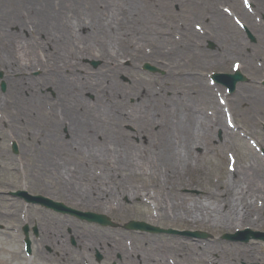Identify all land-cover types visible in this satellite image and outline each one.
<instances>
[{"label":"bare ground","instance_id":"bare-ground-1","mask_svg":"<svg viewBox=\"0 0 264 264\" xmlns=\"http://www.w3.org/2000/svg\"><path fill=\"white\" fill-rule=\"evenodd\" d=\"M131 1V7L126 11L136 17L144 16L140 6L150 0ZM159 1L166 8L174 9L177 5L178 8H185L193 0ZM213 1L201 0L207 11L202 12L206 19ZM223 1L237 12H242L238 0ZM253 2L256 11L264 15V0ZM91 3L97 4L94 1ZM156 3L159 4L158 1ZM11 6L22 8L31 15L27 19L34 22L37 35L43 36L42 48L45 51L49 49V64L46 67L50 77L45 80L44 87L51 88L55 99L61 101L54 112H43L44 98L48 95L42 96L32 90L29 77H23L40 59L34 54L33 47L23 39L22 23L26 19L20 17L18 12L16 15L19 16L14 19L8 17L7 11ZM126 11L124 13L128 16ZM105 12V9L102 11L97 7L84 9L82 0H67L66 3L60 0L53 4H48L46 0L0 1V30H5L10 23L11 27L19 28L17 34L10 33L6 36L8 46L2 50L4 56H0L2 80L7 91L14 90L19 104L25 107L29 118L43 120V125L36 120L26 121L31 126L32 133L39 132L38 124L43 126L42 130L46 134L51 136L53 132L54 150L67 153L66 158L73 164L65 167L62 162L61 166L54 169L59 185L33 183L31 180L32 190L45 191L47 195L50 193L62 198L67 204L85 206L86 209L102 202V206L97 204L100 212L113 210L118 215L127 214L128 207L122 201L134 202L137 199L150 207L154 217L159 215L165 221L174 225L180 224L187 229L206 226L221 232L246 226H250V229L264 228V220L260 216L264 212V204L257 208L251 202L255 197L264 199V167H259L257 161L249 159L247 155L231 152L237 148L233 143L237 128L234 125L231 129L225 116V113L231 114L234 122V115L246 113L245 108L240 109V103L248 101L250 108L261 112L263 117L260 118L264 121V93L256 85L259 70L253 67L250 57L241 52L239 46L241 43L245 44L241 36L229 26L225 16L219 14L218 17L211 13V40L219 47L220 54L227 51L229 54H239L243 70L251 81L237 87L235 94L238 101L235 103L224 106L220 102V94L212 92L208 87H202L200 81H195V90H176L169 96L153 89L142 90L136 94L105 92L96 99L95 106L91 107L83 98L88 91L76 88V84L71 81V74L82 69L77 68L73 60L79 56L99 59L104 63L107 60L112 61V56L117 58L126 53L127 45L124 40L116 43L118 38L109 35L113 30L112 17L108 11L107 14ZM62 14L64 22L60 24L59 16L61 19ZM116 14L120 16L122 13L117 11ZM241 14L248 21L250 29L261 37L258 43L264 52V25H254L249 15L244 12ZM84 29H87L85 36L80 32ZM144 29L152 30L150 27ZM92 31L98 36L97 39L91 37ZM183 32L187 35L186 40L195 36L187 27H184ZM46 37L50 40H46ZM99 39H103L104 43L100 44ZM76 41H80L82 46L79 48L76 45L71 49L70 45ZM256 51L257 49H253V52ZM63 74L64 81L66 75V85L64 81L53 79L54 76L62 77ZM129 98L136 100L129 106L131 114L125 111V105L128 106L126 100ZM5 99L4 97L0 102ZM14 108L18 113L22 111L18 104ZM18 119L7 120L6 130L20 142L21 155L26 156L28 149L24 142H31V133H23ZM254 120L253 128L258 130L256 118ZM45 125L50 126V129ZM64 127L67 128L65 132L69 133L68 147L63 145L65 142L61 139V130ZM129 127L133 131L126 130ZM217 132L222 137L219 141L214 136ZM6 137L3 135L0 143L4 146L2 158L10 156L5 148ZM60 143L63 146L59 147ZM212 152L219 157L220 165L223 161L226 167L223 177L213 180L212 184L216 186L214 188L209 182H204L205 169L202 165ZM202 184L207 185L202 194L185 193V190ZM0 185L3 188L8 187L3 182ZM217 189L221 192H215ZM108 201L110 202L107 204ZM153 219L149 222L152 223ZM135 237L138 243L148 246L144 250L140 246L144 252L141 264H165L159 256L163 252L177 261L176 264H190L194 260L206 262L211 259L209 252L194 248L200 247L199 241H174L169 238L160 243L148 241L149 239L146 241L147 236ZM135 248L138 250L139 245H135ZM209 249L216 255V264H238L239 260L264 264V260L261 262L254 254L252 246L239 245V249L235 251L226 249L222 243L214 242ZM89 250L91 251L90 247ZM126 257L124 255L122 260H126Z\"/></svg>","mask_w":264,"mask_h":264},{"label":"rangeland","instance_id":"rangeland-1","mask_svg":"<svg viewBox=\"0 0 264 264\" xmlns=\"http://www.w3.org/2000/svg\"><path fill=\"white\" fill-rule=\"evenodd\" d=\"M58 1L60 2V0H46L48 4H53ZM63 1H65V3L67 2V0ZM92 1L97 4H92ZM157 1L159 4L156 3ZM131 3V0H82V6L84 9L97 7L102 11L105 9V14L109 12L110 17H112L111 28H113L111 34L109 35L114 38H118L116 43L120 42V40H124L127 45L125 47L126 53L120 57L118 56L117 58L112 56V61L107 60L103 63V61L99 59L80 58L79 56L73 60L74 63H72L75 64L77 68L81 67L82 69L81 71L78 70L79 72L77 71L71 74L70 78L71 81L76 84V88H84L88 91L87 93L85 92L86 94H84L83 97L88 106H95L96 99L100 95L105 94V92L109 93L110 91H119L125 94H136L142 90L153 89L169 96L176 90H195V81H200L202 87H208L212 92L221 94L222 98L224 100L226 99L228 104L238 101L236 99L237 93L232 97H229L225 94L221 87H212L209 85V74L230 73L232 72V64L234 63H239V71L249 80L245 84H248L249 82L251 83L249 75L243 70V63L241 58L238 56L239 54H229L228 51L220 54L219 47H217V44L211 40L210 37L213 31L210 24L211 13L214 16H218L220 14L228 19L229 26L232 27L242 39H244L243 41L245 44L241 43V47L239 46L241 52L247 54L250 57L249 61L252 62L253 67L259 70L256 83L264 79V52L262 47H259L258 43L261 37L256 35V33L250 29L248 21L241 14L246 10V14L249 15L252 23H259L257 21V19H259L261 24L264 25V17L256 11V5L253 0H247V3L243 8L245 10H242V12H237V10L233 9L230 4L223 0H214L209 6L211 7V11H208L209 17H207V19L204 18V14L202 13L203 11H206V8L201 4V0L190 1L186 4L187 7L185 8H178L179 5H177L174 9L170 7V9L166 8L159 0H150L149 3L155 4V6L149 3L141 5L142 14L144 15L142 17H136L126 11L129 7H131ZM238 5L242 9L243 4H241L239 0ZM248 7L253 8L254 14H250V11L247 10ZM117 11H121L122 14L119 16L116 14ZM124 11H126L128 16L124 13ZM16 12H18L20 17L23 16L26 19L22 23L21 32L24 41L33 47L34 54L40 59V62L34 64L28 74L24 72L25 75L23 77H29L32 90H35L42 96L48 95L47 98H44L42 107L43 112L46 110L54 112V110L58 107V104H61V101H59V99H55L56 96L54 97L51 93V88L44 87L45 80H49L50 77L47 71L48 68L46 67L49 64L47 61L49 49L45 51L42 48L43 45L41 42H43V36L39 34L37 35L34 22L27 19L28 16H31L30 14H27L22 8L17 9V7L11 6L7 11L8 17L14 19L16 16H19L16 15ZM62 17H64V14H62L61 19L59 16V20L61 22L60 24L64 22V18L62 19ZM242 24L250 33L252 32L251 34L254 40H249L246 37L245 32L241 29ZM6 27L7 28L5 30H0V56H4L2 50H5L8 46L6 36L10 33L17 34L19 30L18 27H11V23L9 27ZM149 27L152 28L151 31L144 29ZM184 27H187L190 31L194 32L195 36L186 40L185 37L187 35L183 32ZM86 31L87 29H84L80 32L83 36H85ZM91 37L95 39L98 38L93 31ZM46 40H50V38L46 37ZM262 42L264 44V33ZM99 43L103 44L104 40L99 39ZM76 45H79V48L82 46L80 41H76L74 44L70 45V48L73 49ZM253 49H257V51L253 52ZM145 63H148L152 67L156 68L158 70V74H151L143 71L142 65ZM160 65L161 67H159ZM0 71L3 72V70ZM15 76L13 77L16 78ZM55 78L63 82L64 74L62 77L54 76L53 79ZM64 84H67L66 75ZM13 91L11 92L10 90H6L5 92H2L0 89V100L4 97L6 98L5 101H3L4 103L0 102V129L2 130L1 125H6L7 120L18 119L17 117H19V126L25 133H31V142L29 140L24 142V145L28 149L26 156L21 155L20 149V153L18 155L9 153L10 156L7 158H2L1 150H3L4 146L0 145V161L2 162H0V182L16 183L18 184L17 186H19L23 183H30V181L33 180V183H44L53 186L59 185L60 183L57 182L56 172L54 169L61 166L62 162H64L65 167L72 166L73 164L66 158L67 153L54 150L53 132H51V136H48L47 134L40 135L34 132L32 133V128L27 126V120L40 121L42 125L44 122H42L43 120L41 119H35L32 117L29 118L27 116V110L23 105L21 106V104H19V101L16 98L17 95ZM261 92L263 91L261 90ZM22 95L26 96L25 93H22ZM126 102L128 106L125 105V111L128 114H131L129 106L134 104L136 100L134 98H129ZM17 104L19 108H22V111H20L21 113H18V110L14 108ZM239 107L240 109L245 108L246 113L241 114L239 112L241 115H234L233 124L236 125L238 131L241 132L242 129L245 130L246 128L248 137L256 139L258 142L257 145L264 150V121L260 118L261 116H259V111L255 112V109L250 108L248 101L243 104L240 103ZM248 107L250 109H248ZM58 115H60V112H58ZM255 118L258 126L257 134L253 130ZM41 124H38L40 125V129L43 127ZM49 127L50 126H47V128ZM65 130H67L65 127L61 130V139L65 142L63 145L68 147L69 133H66ZM126 130L130 132L133 131L131 127L126 128ZM238 134L235 135V141L233 142L237 148L236 150H231V152L236 151V153L240 155H247L249 159L257 161L259 167L263 168L264 158L262 157L261 152L259 150L251 149V144L240 138ZM214 136L218 141L222 138L221 134L218 132L214 134ZM13 139L14 137L10 136L8 140H5V148L6 146L9 147V142L14 141ZM63 145L61 143L58 144L59 147ZM207 160L205 159V161L202 162L205 169L204 182H209V185L214 188L216 186L212 184L213 180L223 177L224 173H226V167L223 161L222 165H220L221 161L214 152L209 153V159ZM93 168L98 169L97 167ZM205 187H207V185L202 184L194 189L187 190L201 194L203 188ZM215 192L218 193L221 191L217 189ZM256 198L262 199L261 197L253 198L251 200L253 204L255 203L254 199ZM109 202L110 201H108L107 204ZM122 202L126 207H128L126 215H118L115 212L105 215L109 216L110 219L112 218V221L120 224V233L124 235L123 239H128L134 243L135 237H133V233L127 232L123 227L130 220L143 221L145 223L152 224V226H158L160 229H173L177 231H184L187 229L183 228L180 224L174 225L173 223H169L159 215L153 219L154 216L151 209L146 204L137 201V199L134 202L129 200H124ZM97 204L102 206V202H98ZM97 204L94 205L98 206ZM87 211L102 213L98 212V208L92 210L89 209ZM151 219H153L152 223L149 222ZM193 230L202 231L209 235L208 239L199 240V242H201L200 247L198 246L199 248H194L197 251L204 249V252H209L208 256L211 259H207L206 262L194 260L190 264H216V255L209 249V246L213 245L214 242L224 244L226 249H232L229 248L230 246H227L226 242L222 240L223 235L230 234L231 232H219L217 230L209 229L206 226H197L196 228H193ZM145 236H147L146 241L149 239L148 241L153 240L160 243H164L169 238H173L174 241H178L180 239L179 236L170 235L147 234ZM141 244L142 243L139 242V247ZM142 247L143 249H147L148 246L145 247L142 244ZM259 249V253H264L263 246ZM161 255L164 263L167 264L164 258V252ZM244 263L247 264L250 262Z\"/></svg>","mask_w":264,"mask_h":264},{"label":"flooded vegetation","instance_id":"flooded-vegetation-1","mask_svg":"<svg viewBox=\"0 0 264 264\" xmlns=\"http://www.w3.org/2000/svg\"><path fill=\"white\" fill-rule=\"evenodd\" d=\"M16 191H0V264H141L133 249L119 244L117 226L58 215L15 197Z\"/></svg>","mask_w":264,"mask_h":264},{"label":"water","instance_id":"water-1","mask_svg":"<svg viewBox=\"0 0 264 264\" xmlns=\"http://www.w3.org/2000/svg\"><path fill=\"white\" fill-rule=\"evenodd\" d=\"M145 68H146V69H149V70H152V69H150V67H149L148 65H146ZM216 77L219 78V76H216ZM236 80H242V78H241V77H239V78H235V80H234V81L231 83V85H230V88H231V89H233V86H234V83L236 82ZM3 88H4V87H3ZM128 228H129V229L149 230V231H154V232H156V230H154V229H152V228H150V227H148V226H146V225H144V224H138V223H130V224L128 225ZM157 232H158V231H157Z\"/></svg>","mask_w":264,"mask_h":264}]
</instances>
